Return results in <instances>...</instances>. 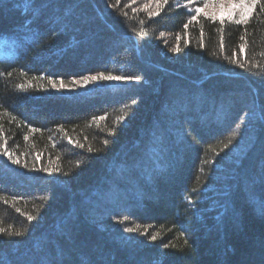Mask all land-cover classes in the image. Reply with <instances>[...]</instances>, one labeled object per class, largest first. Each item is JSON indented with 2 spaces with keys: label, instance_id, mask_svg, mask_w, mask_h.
Masks as SVG:
<instances>
[{
  "label": "trees",
  "instance_id": "trees-1",
  "mask_svg": "<svg viewBox=\"0 0 264 264\" xmlns=\"http://www.w3.org/2000/svg\"><path fill=\"white\" fill-rule=\"evenodd\" d=\"M204 1L0 0V264H264V7Z\"/></svg>",
  "mask_w": 264,
  "mask_h": 264
},
{
  "label": "snow or ice",
  "instance_id": "snow-or-ice-1",
  "mask_svg": "<svg viewBox=\"0 0 264 264\" xmlns=\"http://www.w3.org/2000/svg\"><path fill=\"white\" fill-rule=\"evenodd\" d=\"M157 4L160 3V0H156ZM189 2H191V0H189ZM164 3H167V0H164ZM117 4H119V0H117ZM258 5L260 7H264V0H232V2L230 3L229 6L225 7L223 3H221V10L219 11V13L213 12L211 14H209L208 12L204 11V8L201 7H196L194 9L196 15H191V20L192 21H196L197 17L203 13L205 17H209L215 21L216 19H219L220 23L223 24L225 19H228L229 21H232L234 19V17L237 15V13L239 14V19L235 20V23L237 24H244L246 25L249 20L253 17V14L257 11V7ZM207 6V5H206ZM187 7V6H186ZM124 15H126V13H122ZM154 15V13H149V16ZM185 28L188 27L187 24L184 25ZM241 39L243 40L244 37L242 36ZM221 49L223 50L224 48V42H223V36H221V44H220ZM245 48V45L241 44L240 45V51L243 52ZM176 51H179V48L177 47L176 49H174ZM231 62L233 63H238L237 60H232ZM240 67H244V64H240ZM256 67H259V65H256ZM51 79V78H49ZM132 80V79H139L138 76L136 77H132V76H113L111 74L109 75H104L103 73H100L98 75L95 76H85L83 78V84H88L89 82H93V81H97V80ZM17 87H19L20 89H23L25 86L24 85H18ZM52 87H57L56 83L53 81L52 82ZM60 88H64L66 87V85L63 83V81L60 82L59 85ZM98 119L103 120L104 117H99ZM120 119H123V117H121ZM237 127H239V125H237ZM25 139H27V137H25ZM105 143H107V141H105ZM227 146V145H225ZM0 148L4 149L3 154L8 156L9 159H12V154L9 153L6 150V142L4 145H0ZM14 163L19 164L20 161L19 159H14L13 160ZM44 171H50L49 169H44ZM17 211H19V209H17ZM28 220H32L33 217L31 215L27 216ZM136 229L133 228H129L126 229V231L132 232L135 231ZM5 229L0 228V233H4ZM9 234H13V233H9ZM22 233L20 232H15L14 235H21ZM157 237L155 235H153L151 237V239L155 240ZM187 240L185 241V244H187Z\"/></svg>",
  "mask_w": 264,
  "mask_h": 264
},
{
  "label": "rangeland",
  "instance_id": "rangeland-1",
  "mask_svg": "<svg viewBox=\"0 0 264 264\" xmlns=\"http://www.w3.org/2000/svg\"><path fill=\"white\" fill-rule=\"evenodd\" d=\"M231 2H232V0H205L203 3L200 4V6L194 5V3L192 4V6L194 7V9L196 7L204 8L205 12H208L209 14H211L213 12L219 13V11L221 10V3H223L224 6L227 7L230 5ZM201 14H203V13H201ZM237 19H239L238 13L232 21H235ZM226 20H228V19H226ZM12 50H13L12 45L8 41H6L4 39H0V57H6L9 55H12L14 53V51H13V53H11Z\"/></svg>",
  "mask_w": 264,
  "mask_h": 264
}]
</instances>
